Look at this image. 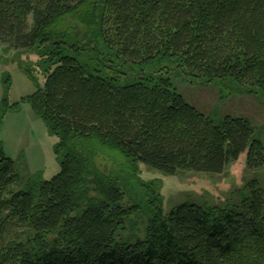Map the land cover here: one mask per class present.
Wrapping results in <instances>:
<instances>
[{"label": "trees", "instance_id": "trees-1", "mask_svg": "<svg viewBox=\"0 0 264 264\" xmlns=\"http://www.w3.org/2000/svg\"><path fill=\"white\" fill-rule=\"evenodd\" d=\"M0 43L39 56L45 85L22 101L58 137L61 160L37 180L0 145V264H264L256 180L227 206L168 214L151 187L147 224L122 240L141 207L124 204L95 147L170 174L222 173L247 149L249 166L264 167L248 119L216 121L172 79L264 94V0H0Z\"/></svg>", "mask_w": 264, "mask_h": 264}, {"label": "rangeland", "instance_id": "rangeland-1", "mask_svg": "<svg viewBox=\"0 0 264 264\" xmlns=\"http://www.w3.org/2000/svg\"><path fill=\"white\" fill-rule=\"evenodd\" d=\"M39 56L32 49H15L0 43V145L6 155L17 162L24 176L49 180L61 170L55 147L58 137L52 134L28 102L22 99L44 87L46 73L38 65ZM173 82L185 100L221 121L226 116L248 119L257 138L264 143V94L247 88L227 97L218 83L193 82L190 77L173 71ZM19 102L18 107H9ZM96 163L101 171L118 179L124 192V204L141 207L119 238L128 240L140 234L150 215V188H155L163 201L165 214L183 203L201 206H227L238 200L255 180L264 189V167L251 168L248 149L230 161L222 173L180 170L167 173L142 162H132L120 150L95 142ZM132 240H136L135 236Z\"/></svg>", "mask_w": 264, "mask_h": 264}]
</instances>
